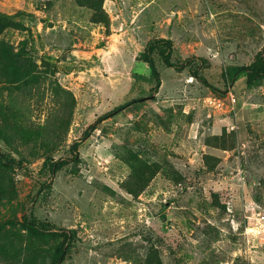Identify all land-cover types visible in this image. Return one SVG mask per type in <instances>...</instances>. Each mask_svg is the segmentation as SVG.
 <instances>
[{"label": "rangeland", "instance_id": "rangeland-1", "mask_svg": "<svg viewBox=\"0 0 264 264\" xmlns=\"http://www.w3.org/2000/svg\"><path fill=\"white\" fill-rule=\"evenodd\" d=\"M0 13L24 26L2 44L15 53L26 42L36 65L25 79L0 56V151L25 160L0 180L15 189L0 198V264H51L62 240L27 234L24 211L74 232L61 264H264V229L243 227L256 216L245 209L264 212V78L248 88L227 73L263 48L264 0H0ZM160 39L172 64L193 61L178 71L155 50L152 91L146 48ZM136 99L97 126L77 162L37 173Z\"/></svg>", "mask_w": 264, "mask_h": 264}, {"label": "trees", "instance_id": "trees-1", "mask_svg": "<svg viewBox=\"0 0 264 264\" xmlns=\"http://www.w3.org/2000/svg\"><path fill=\"white\" fill-rule=\"evenodd\" d=\"M19 24H16L12 17L6 16L2 13H0V36L10 29L11 27H17V28H23L22 24L18 27ZM3 42L0 41V56L2 58H9L11 59L13 70L16 74H20L23 76V78L27 79V77L31 76V73L36 68V65L31 57V55H28L25 46L26 42H22V46L19 50L20 52L13 53L10 50V45L2 44ZM147 50V56H146V76L150 80H154V87L151 88L152 91H155L160 86V79L159 74L157 71V68L154 64V61L151 57V54L158 50L160 57L162 58V61L167 67H172L178 71L183 69L185 66L190 65L191 61L193 60H187L184 63L182 62L180 65L172 64L170 61L171 57V42L167 39H160L153 41L148 45L146 48ZM25 56V57H24ZM16 60V58H18ZM195 60V59H194ZM228 76L230 77V80H236L240 77L244 78L245 84L248 88L253 87L256 85L261 79L264 78V46L263 48L257 53L255 60L247 65V66H232L228 68ZM194 77L202 82L206 87L213 89V86H211L208 81L200 76L197 72H193ZM153 94V93H152ZM150 93V97L152 95ZM143 99H136L131 100L129 102H126L124 104L115 106L111 111L108 113L100 116L93 124H91L82 134L81 138L79 140L74 141L70 148L73 152V156L71 159H65V160H57L53 161L52 159H46L39 171L37 172L40 175H43L45 173H50L53 175L57 170L61 169L62 166L66 165L69 162H77L79 159L78 154V148L80 145L95 131L97 126L104 120L109 119L121 111H123L126 107H129L131 105H134L136 103L142 102ZM25 162L24 158H15L10 153H5L0 151V180L2 179L3 175H7L12 173L17 168H23V163ZM49 187V186H48ZM15 189L13 185V181L11 178L8 179L7 183L4 185H0V198L3 196L6 197V202L10 203L11 199L14 197ZM24 211V210H23ZM22 211V212H23ZM9 222H3L0 220V243L2 239V231L3 227L8 224ZM16 223L20 226L22 230H24L27 234L31 235L35 238H43V239H58L62 238V240L58 243H56L53 246V253L51 254V264H61L69 249L70 245L74 239V232L73 231H65V230H54L52 226L49 224L43 223L36 218H34L31 213L23 212L20 217L16 219Z\"/></svg>", "mask_w": 264, "mask_h": 264}, {"label": "built area", "instance_id": "built-area-1", "mask_svg": "<svg viewBox=\"0 0 264 264\" xmlns=\"http://www.w3.org/2000/svg\"><path fill=\"white\" fill-rule=\"evenodd\" d=\"M231 100H233L232 95L230 96ZM208 103L210 104H217L219 106V101L216 99L208 100ZM254 213L256 216L255 218H251V216H244V224L246 223V226L244 227V234L245 236H249V234L253 233L254 231L258 232L262 231L264 229V212H261L260 208H253L250 207L248 209H245L246 215H251ZM250 219H254L255 222H251Z\"/></svg>", "mask_w": 264, "mask_h": 264}]
</instances>
